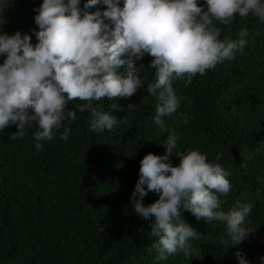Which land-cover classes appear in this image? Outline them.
<instances>
[{
	"label": "trees",
	"instance_id": "1",
	"mask_svg": "<svg viewBox=\"0 0 264 264\" xmlns=\"http://www.w3.org/2000/svg\"><path fill=\"white\" fill-rule=\"evenodd\" d=\"M42 0H0V31L28 32L31 42L39 30L35 22ZM123 0H121V4ZM206 6V0H197ZM81 6L84 0H80ZM108 5H90L89 11ZM105 22L111 24L110 18ZM221 39H236L247 28V44L232 59L218 62L190 83L175 78L180 103L165 116L166 128L152 116L156 97L147 90L155 79L154 57L145 53L142 86L128 97H103L93 104L126 117L111 130L90 129V112L79 110L76 97L67 107L77 118L64 121L54 139L37 150L30 127L16 136L15 123L0 131V264H238L237 249L252 264L264 254V21L253 13L236 14L231 24L215 20ZM114 26V25H111ZM0 55V63L6 58ZM124 66H121L123 70ZM116 104L117 107H113ZM130 105V106H128ZM188 122L184 123V116ZM71 128L67 140L60 132ZM177 135L174 151L199 148L209 160L222 165L231 181L230 191L218 194L224 210L236 201L253 205L244 226L250 230L237 244L224 221L197 218L181 205V217L197 231L190 250L157 259L151 221L134 210L131 199L139 178L140 161L149 151L162 154L163 139ZM174 164L180 156L169 157ZM146 187V185H145ZM159 193L149 190L148 204ZM151 248V251L149 249Z\"/></svg>",
	"mask_w": 264,
	"mask_h": 264
},
{
	"label": "clouds",
	"instance_id": "2",
	"mask_svg": "<svg viewBox=\"0 0 264 264\" xmlns=\"http://www.w3.org/2000/svg\"><path fill=\"white\" fill-rule=\"evenodd\" d=\"M102 2L108 5L103 15L99 9L88 10L101 0H84L83 6L80 0H42L34 17L39 25V30L33 29L38 38L35 44L28 32L0 31V55L7 54L0 63V131L15 123L14 134L23 136L32 127L35 148L40 150L42 141L55 138L62 122L77 118L76 109L67 107L76 97L86 101L78 108L90 112V129L111 130L126 117L118 120L93 101L134 94L143 84L140 73L145 71L136 61L145 53L154 57L149 69L154 67L155 79L147 85L157 101L152 120L164 130L165 116L175 113L180 103L173 80L186 78L185 83H190L195 74L234 58L248 42L247 28L236 39H221L222 29L214 19L231 24L236 14L253 13L264 21V0H206V6L197 0ZM182 115L187 123V114ZM70 132L65 127L61 138L67 140ZM161 143L165 145L162 154L149 151L142 157L131 194L134 210L151 221L157 259L167 260L180 250L187 253L189 238L201 235L180 219L181 205L197 218L224 221L232 244L242 241L250 231L244 221L253 205L238 200L227 211L220 207L218 194L231 188L222 165L199 148L174 151V131ZM172 153L180 156L176 164L169 159ZM149 190L159 197L145 204ZM235 256L238 264H252L240 249ZM259 260L264 264V254Z\"/></svg>",
	"mask_w": 264,
	"mask_h": 264
}]
</instances>
